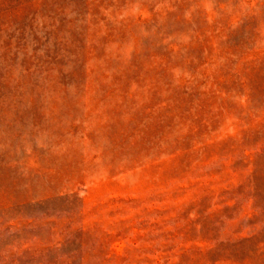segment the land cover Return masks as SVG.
<instances>
[{
    "label": "rangeland",
    "instance_id": "374dc122",
    "mask_svg": "<svg viewBox=\"0 0 264 264\" xmlns=\"http://www.w3.org/2000/svg\"><path fill=\"white\" fill-rule=\"evenodd\" d=\"M0 264H264V0H0Z\"/></svg>",
    "mask_w": 264,
    "mask_h": 264
}]
</instances>
